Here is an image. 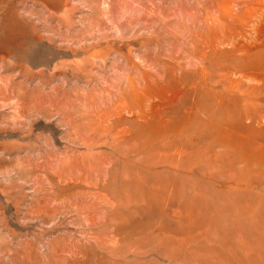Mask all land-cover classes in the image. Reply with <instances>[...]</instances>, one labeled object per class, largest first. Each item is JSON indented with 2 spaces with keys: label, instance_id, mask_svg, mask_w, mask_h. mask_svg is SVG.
I'll list each match as a JSON object with an SVG mask.
<instances>
[{
  "label": "rangeland",
  "instance_id": "1",
  "mask_svg": "<svg viewBox=\"0 0 264 264\" xmlns=\"http://www.w3.org/2000/svg\"><path fill=\"white\" fill-rule=\"evenodd\" d=\"M0 264H264V0H0Z\"/></svg>",
  "mask_w": 264,
  "mask_h": 264
}]
</instances>
